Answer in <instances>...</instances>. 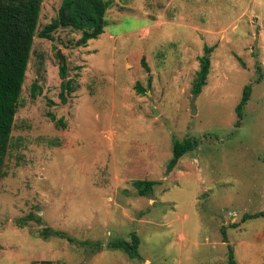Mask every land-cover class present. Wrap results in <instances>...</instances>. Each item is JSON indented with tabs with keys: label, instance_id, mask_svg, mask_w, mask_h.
<instances>
[{
	"label": "rangeland",
	"instance_id": "1",
	"mask_svg": "<svg viewBox=\"0 0 264 264\" xmlns=\"http://www.w3.org/2000/svg\"><path fill=\"white\" fill-rule=\"evenodd\" d=\"M108 1L104 32L76 46L68 28L37 36L61 2L42 0L0 181V264H227L229 248L264 264V216L242 221L264 212V0ZM131 233L137 257L109 247Z\"/></svg>",
	"mask_w": 264,
	"mask_h": 264
},
{
	"label": "trees",
	"instance_id": "2",
	"mask_svg": "<svg viewBox=\"0 0 264 264\" xmlns=\"http://www.w3.org/2000/svg\"><path fill=\"white\" fill-rule=\"evenodd\" d=\"M42 0H0V181L5 177L3 170L4 160L10 145L11 132L14 127V118L18 109L22 85L30 58L33 39L41 9ZM108 0H61L57 15L49 24L37 33L39 38L54 40L52 33L59 28H68L79 32L80 38L75 42L76 46H85L88 41L97 39L105 27V17L109 8ZM211 47H204V55L199 58V71L196 82L193 84V92L198 93L206 83L209 73ZM142 65L145 67L143 59ZM59 76L66 77V64L59 62ZM259 69V68H258ZM260 78L262 75L260 74ZM259 80V79H258ZM71 81L66 83L67 93L71 91ZM32 95L38 89L36 84L32 86ZM66 89L62 83V96ZM39 90V89H38ZM135 91L138 94L144 92L140 84H136ZM250 96V86L243 88L240 102L235 107L238 119L236 127L242 120V110ZM64 100V99H63ZM196 139H184L182 142L175 141L172 146V158L167 168L173 169L184 154L197 147ZM155 182L136 180L133 182L136 193L145 196L152 192ZM264 216V212L257 214H245L242 221ZM32 218V217H30ZM36 219V220H35ZM36 222L39 220L34 218ZM19 225H23L19 222ZM48 229L43 230L46 236ZM225 236V232L223 231ZM223 236L224 242L225 237ZM114 250H120L129 258L137 257L139 237L131 233L130 239L116 238L108 243ZM227 264H237L229 248Z\"/></svg>",
	"mask_w": 264,
	"mask_h": 264
},
{
	"label": "water",
	"instance_id": "3",
	"mask_svg": "<svg viewBox=\"0 0 264 264\" xmlns=\"http://www.w3.org/2000/svg\"><path fill=\"white\" fill-rule=\"evenodd\" d=\"M57 57H58V60H59L60 64H64V58H63V56L61 55L60 50L57 51ZM64 87H65V89H66V81H64ZM195 98H196L195 95H193V98H192V100H191V102H190V109H191V113H192V114L195 113V106H194ZM153 112H154V114L157 113L155 109H153ZM148 195L151 196L149 193H148ZM150 198L154 199V197H152V196H151Z\"/></svg>",
	"mask_w": 264,
	"mask_h": 264
}]
</instances>
